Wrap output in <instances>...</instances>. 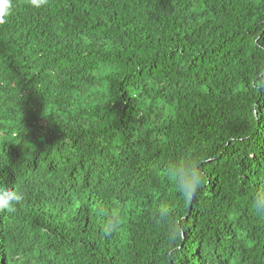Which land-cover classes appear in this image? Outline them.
<instances>
[{
    "label": "trees",
    "instance_id": "1",
    "mask_svg": "<svg viewBox=\"0 0 264 264\" xmlns=\"http://www.w3.org/2000/svg\"><path fill=\"white\" fill-rule=\"evenodd\" d=\"M0 184V264H264V0H11Z\"/></svg>",
    "mask_w": 264,
    "mask_h": 264
},
{
    "label": "clouds",
    "instance_id": "2",
    "mask_svg": "<svg viewBox=\"0 0 264 264\" xmlns=\"http://www.w3.org/2000/svg\"><path fill=\"white\" fill-rule=\"evenodd\" d=\"M30 6L39 8L45 0H28ZM11 13V0H0V24L6 22V17ZM191 189L188 190V193ZM0 210H7L9 212L14 210V205L23 199V194L19 192L14 186L12 188H5L0 184ZM255 206L264 211V199L257 197L255 200Z\"/></svg>",
    "mask_w": 264,
    "mask_h": 264
}]
</instances>
